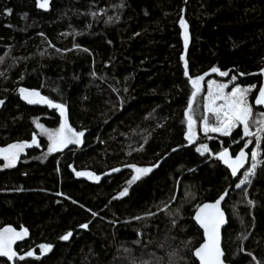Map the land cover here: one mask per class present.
I'll list each match as a JSON object with an SVG mask.
<instances>
[{
	"label": "trees",
	"instance_id": "obj_1",
	"mask_svg": "<svg viewBox=\"0 0 264 264\" xmlns=\"http://www.w3.org/2000/svg\"><path fill=\"white\" fill-rule=\"evenodd\" d=\"M181 16L188 25L187 49ZM181 55L192 77L226 83L237 75L236 83L257 85L249 96L253 104L264 66V0H50L47 11L36 0H0V148L30 143L34 133L39 143L13 168L0 170V228H27L18 257L28 250L35 255L24 261L0 258V264H198L191 250L202 242V232L192 217L198 205L215 201L225 188L227 263L264 264V169L252 185L242 186L256 202L249 207L242 189L235 188L238 178L196 151L201 142L213 152L222 143L233 154L243 147V141L232 143L240 128L231 138L201 136L204 81L194 111L198 142L184 139L183 113L192 89ZM214 66L229 77L211 73ZM18 87L66 103L69 124L86 130L82 146L47 154L48 143L33 120L53 129L59 114L24 103ZM157 161L159 167L133 183L127 196L113 199L133 174L126 165ZM73 169L100 180L77 177ZM165 203L168 209L158 211ZM149 211L156 215L134 219ZM89 221L88 229L79 227ZM69 230L73 237L60 241ZM242 233L249 238L237 239ZM41 243L54 248L41 256Z\"/></svg>",
	"mask_w": 264,
	"mask_h": 264
},
{
	"label": "snow or ice",
	"instance_id": "obj_2",
	"mask_svg": "<svg viewBox=\"0 0 264 264\" xmlns=\"http://www.w3.org/2000/svg\"><path fill=\"white\" fill-rule=\"evenodd\" d=\"M50 6V0H36V7L47 11ZM11 9H5V14L10 15ZM183 12V10H181ZM95 17L96 13H91ZM111 20V17L109 18ZM107 22V21H106ZM179 26L183 29V39L184 46L187 49L189 43L188 37V25L183 16L179 19ZM43 36V33H40ZM61 35H67V33H62ZM50 47L54 45L49 44ZM74 48H79L78 44L73 45ZM60 52L61 49H56ZM83 51H89L88 49H83ZM7 55V53L5 54ZM3 57H0V62H3ZM181 61H184V75L188 78L191 85V94L187 101V106L184 110V123L186 124L187 130L184 132V139L189 145L193 144L197 135L194 131V126L197 124V119L194 116L195 105L197 102V96L201 92L202 82L205 79L204 75H197L192 77L189 73L188 63L185 57L181 55ZM211 73H216L219 77H229V71H222L217 67L211 68ZM95 75V73H93ZM207 75V73L205 74ZM238 75H246L245 73H239ZM260 75L264 76V67L260 69ZM23 79V76L20 77ZM238 79L237 75H232L228 82H218L216 80H207V95L204 96L203 103V113L199 118L201 129L204 135L208 139H213L211 134H218L221 137L233 136L234 129L240 128L241 135L239 140L233 139V144H239L243 141V147L239 149L238 152H230L231 145L222 146L219 151L213 152L209 145L206 143H199L196 147V151L207 158L216 159L221 162L227 170L230 171L231 177L238 178V182L235 183L236 189H242L244 192V198L249 207H255L256 202L252 199H248L247 187L242 188L245 185H252L254 180L258 178L261 169H264V110L256 112L254 110L253 104L249 102V96L257 88V85L248 84L241 85L236 83ZM232 85L230 91H225ZM127 91V88L124 89ZM5 91H7L5 89ZM19 98L29 105L42 104L46 105L49 109H54L59 114V126L55 129L46 128L44 124L40 123L38 119L33 120V124L36 129L39 130L38 135L44 136L48 140L47 154L53 152L62 151L69 145H75L79 147L83 144V137L85 136V131H80L74 129L68 122V108L64 102H56L54 99L47 96L41 95L38 90L29 89L26 87H18L15 90ZM5 105V100L0 99V106ZM254 105L257 107L264 106V83H261L258 87V92H256L254 97ZM159 126V125H158ZM39 147L37 133H34L31 142L20 141L17 143L8 144L6 147L0 148V159H2L5 168L14 167L17 160L19 159L20 153L24 151L25 148L32 146ZM250 145H254L250 148ZM144 145L141 144L137 151L143 150ZM250 148V154L246 149ZM176 151V149H173ZM159 161L146 166L141 167L136 164L126 165L132 169V175L130 179L126 181L127 186L123 187L119 193L113 197V199H119L121 197L127 196L129 188L136 181L141 180L142 177L150 174L154 168L159 167ZM247 164V167L245 165ZM71 168L72 165H69ZM243 169L242 176L238 177V173ZM59 171V169H57ZM75 175L77 177H87L92 181H99L100 176L93 172L86 171H76ZM112 172H119V168L111 169ZM229 194V189L225 190L219 195V197L213 203H205L197 206L192 219L198 228L202 230V243L194 250H191V255L195 257V260L199 261V264H227V257L224 249L222 248V236L221 229L222 226L227 224L226 213L222 207V202H226V197ZM57 195H62V193H57ZM189 196L192 194L189 193ZM194 198V197H193ZM171 199H175L172 197ZM76 203V201H73ZM169 205L164 204L163 208H158V211H166ZM156 213L151 211L147 212L145 216L134 217L136 220L146 219L151 216H155ZM172 215H179V210ZM92 216L96 217L97 213L92 212ZM89 223L91 221L80 224L81 229H88ZM175 225V220L172 221ZM139 235V234H138ZM28 236V229L21 227L18 231L12 226H6L0 228V258H6L7 261H14L18 258L20 261H24L26 257H33L35 255L34 251L28 250L25 253L19 255L16 250H14L13 245L17 241L24 240ZM73 237V231L69 230L63 235L59 236L60 241L67 242ZM249 236L247 234H241L237 237L241 241L247 240ZM54 245L49 243H41L39 245L40 255H45L51 252ZM240 251L244 252L245 248L242 245ZM175 255V253H173ZM248 256L252 257L255 261L257 258L252 255L251 252L247 253ZM38 258V257H37ZM195 264V261H193Z\"/></svg>",
	"mask_w": 264,
	"mask_h": 264
},
{
	"label": "water",
	"instance_id": "obj_3",
	"mask_svg": "<svg viewBox=\"0 0 264 264\" xmlns=\"http://www.w3.org/2000/svg\"><path fill=\"white\" fill-rule=\"evenodd\" d=\"M185 1H188V0H185ZM264 67V66H263ZM261 83H264V76H262L261 75ZM260 83V84H261ZM258 92V91H257ZM24 102V101H23ZM25 103V102H24ZM27 104V103H26ZM29 105V104H28ZM30 106H45V107H47L46 105H42V104H35V105H30ZM253 106L255 107V108H257V109H261V110H264V106H261V107H257V106H255L254 105V99H253ZM1 108H2V106H0V110H1ZM82 146V144L79 146V148ZM214 202V201H213ZM213 202H207V203H213ZM203 204H205V203H203ZM222 204H223V202H222ZM202 205V204H201ZM197 210V209H196ZM195 214V213H194ZM226 219H227V216H226ZM195 222V221H194ZM226 226H227V224L226 225H224V226H222V229H221V236H222V232H223V230L226 228ZM197 227H198V225H197ZM16 229V228H15ZM18 231L20 230V229H17ZM201 232H202V230H200ZM26 238L27 237H25L24 238V240H21V241H17V243L16 244H14L13 245V247H14V250H16L17 251V246L18 245H20V244H22L25 240H26ZM202 243V242H201ZM221 243H222V241H221ZM18 253V252H17ZM194 257V256H193ZM1 259H4V260H6V258H1ZM194 259H195V257H194ZM196 262L199 264V261H197L196 260ZM228 264V263H227Z\"/></svg>",
	"mask_w": 264,
	"mask_h": 264
},
{
	"label": "rangeland",
	"instance_id": "obj_4",
	"mask_svg": "<svg viewBox=\"0 0 264 264\" xmlns=\"http://www.w3.org/2000/svg\"><path fill=\"white\" fill-rule=\"evenodd\" d=\"M182 33H183V29H182ZM182 38H183V35H182ZM183 41H184V39H183ZM219 82V81H218ZM204 83H205V86H206V95H207V81H204ZM231 87H232V85L230 84L229 85V88L228 89H225V91L227 92V91H230L231 90ZM250 102V101H249ZM59 126V125H58ZM58 126L56 127V128H58ZM53 129H55V128H53ZM38 130V129H37ZM194 131H195V129H194ZM38 132H39V130H38ZM196 132V131H195ZM200 133H201V136H204V137H206L205 135H204V133H203V131H202V129H200ZM196 135H197V139H196V141L195 142H198V134L196 133ZM209 135H216V136H219L218 134H209ZM39 136V135H38ZM40 137V136H39ZM42 137H44V136H42ZM45 139H46V141H47V143H48V140H47V138L46 137H44ZM206 139H208L207 137H206ZM1 148H3V147H1ZM47 148H48V146H47ZM26 149L27 148H25L24 149V151L22 152V153H20V156H19V158L21 157V156H23L24 154H25V151H26ZM66 149V148H65ZM65 149H63V150H65ZM62 150V151H63ZM58 152H60V151H58ZM46 153H47V150H46ZM53 153H55V152H53ZM1 161H2V165L0 166V170H5V169H10V168H13V167H10V168H5L3 165H4V161L2 160V159H0ZM19 160V159H18ZM18 160H17V162H18ZM16 162V163H17ZM16 165V164H15Z\"/></svg>",
	"mask_w": 264,
	"mask_h": 264
},
{
	"label": "bare ground",
	"instance_id": "obj_5",
	"mask_svg": "<svg viewBox=\"0 0 264 264\" xmlns=\"http://www.w3.org/2000/svg\"><path fill=\"white\" fill-rule=\"evenodd\" d=\"M18 94V93H17ZM197 209V208H196ZM196 211V210H195ZM195 213V212H194ZM194 216V215H193Z\"/></svg>",
	"mask_w": 264,
	"mask_h": 264
}]
</instances>
